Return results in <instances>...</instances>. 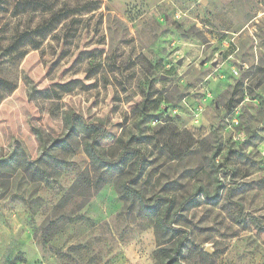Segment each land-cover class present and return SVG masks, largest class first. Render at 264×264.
<instances>
[{
  "label": "rangeland",
  "instance_id": "1",
  "mask_svg": "<svg viewBox=\"0 0 264 264\" xmlns=\"http://www.w3.org/2000/svg\"><path fill=\"white\" fill-rule=\"evenodd\" d=\"M0 161V264H264V0H0Z\"/></svg>",
  "mask_w": 264,
  "mask_h": 264
},
{
  "label": "trees",
  "instance_id": "2",
  "mask_svg": "<svg viewBox=\"0 0 264 264\" xmlns=\"http://www.w3.org/2000/svg\"><path fill=\"white\" fill-rule=\"evenodd\" d=\"M71 120L75 121L76 123H79L81 125V127L83 128V130H85L87 133H92L93 135H95L96 133L94 132V130H92L91 128H89V124H86V122L83 119V116L80 115L79 113L73 112L71 114ZM97 131V130H96ZM99 135V134H97ZM97 140L95 138V140L87 143L85 145V151L87 153V155L90 157L92 164L96 165L97 162H99L100 164H103L105 166H108L109 168H113V169H117L119 171H124L125 167L127 166L130 158H131V147L130 146H124V150L121 154V156L119 157L118 160L116 161H109L107 160L102 154H100L97 146H96ZM57 144L60 145V147L62 148H66L68 146L71 145L70 139L68 136L63 137L58 139ZM52 158L53 160H56V157L52 154H50L49 152H46V158ZM9 160L12 163H16L20 166H23L25 169L27 170H33L35 171V173L37 175H42L44 174V166H42L41 164L35 165L34 166V161H29L26 156L23 153H15L11 156H9ZM0 165H2V162L0 161ZM142 168V166H141ZM0 169L2 170V168L0 167ZM142 174V172H139V175ZM82 179L85 180L86 176L85 174L82 175L81 177ZM87 181L90 182L91 184H93L95 187H100L102 185V182L100 178L96 179V180H90L87 178ZM105 181V180H104ZM123 193L125 196L132 198V197H138L141 201H145V195L143 194V192L139 189L134 188L133 186H131L130 184H124L123 185ZM173 204L174 202L169 201V203H167V205L165 206L162 214H161V218L158 221V226L160 227V229L164 230V231H169L172 232L173 235L179 236L181 235L180 230L173 228L171 226L170 223H168V219L170 217L171 211L173 209ZM153 207H158L157 204H155ZM170 222V221H169ZM170 225V226H169ZM178 243L175 249H173L172 251H169L168 256H169V261L167 264H179L178 263V257L180 255V250L181 247L184 243V237L180 236L178 238Z\"/></svg>",
  "mask_w": 264,
  "mask_h": 264
},
{
  "label": "clouds",
  "instance_id": "3",
  "mask_svg": "<svg viewBox=\"0 0 264 264\" xmlns=\"http://www.w3.org/2000/svg\"><path fill=\"white\" fill-rule=\"evenodd\" d=\"M81 75H83V73H81ZM215 243V240H213L211 243H206V244H203L202 247L204 248H208V249H211L213 247V244ZM153 247H156L157 245L153 244L152 245Z\"/></svg>",
  "mask_w": 264,
  "mask_h": 264
},
{
  "label": "water",
  "instance_id": "4",
  "mask_svg": "<svg viewBox=\"0 0 264 264\" xmlns=\"http://www.w3.org/2000/svg\"><path fill=\"white\" fill-rule=\"evenodd\" d=\"M203 3H206V0H203ZM182 61L180 60L179 63H181ZM209 251V250H208Z\"/></svg>",
  "mask_w": 264,
  "mask_h": 264
}]
</instances>
